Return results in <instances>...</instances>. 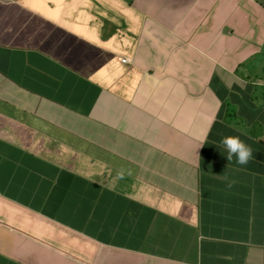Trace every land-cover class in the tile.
I'll list each match as a JSON object with an SVG mask.
<instances>
[{
  "label": "crops",
  "instance_id": "0c3cea01",
  "mask_svg": "<svg viewBox=\"0 0 264 264\" xmlns=\"http://www.w3.org/2000/svg\"><path fill=\"white\" fill-rule=\"evenodd\" d=\"M0 264H264V0H0Z\"/></svg>",
  "mask_w": 264,
  "mask_h": 264
},
{
  "label": "clouds",
  "instance_id": "9594fccd",
  "mask_svg": "<svg viewBox=\"0 0 264 264\" xmlns=\"http://www.w3.org/2000/svg\"><path fill=\"white\" fill-rule=\"evenodd\" d=\"M221 143L226 149L222 152L228 161H232L235 157V162L238 165H246L253 157V149L250 145L246 144L238 135H228L222 138ZM227 181V187H231L234 183L227 175L224 176Z\"/></svg>",
  "mask_w": 264,
  "mask_h": 264
},
{
  "label": "built area",
  "instance_id": "2783aa9c",
  "mask_svg": "<svg viewBox=\"0 0 264 264\" xmlns=\"http://www.w3.org/2000/svg\"><path fill=\"white\" fill-rule=\"evenodd\" d=\"M123 61H125V62H126V61H128V59H127V58H124V59H123Z\"/></svg>",
  "mask_w": 264,
  "mask_h": 264
}]
</instances>
